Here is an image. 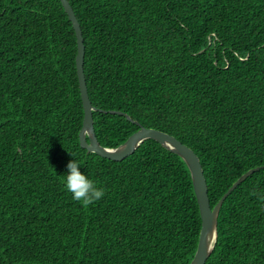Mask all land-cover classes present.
I'll return each instance as SVG.
<instances>
[{
  "label": "trees",
  "instance_id": "16d2710c",
  "mask_svg": "<svg viewBox=\"0 0 264 264\" xmlns=\"http://www.w3.org/2000/svg\"><path fill=\"white\" fill-rule=\"evenodd\" d=\"M68 1L103 147L140 129L116 112L176 137L212 208L264 166V0ZM76 57L60 0H0V264H190L202 220L187 164L154 140L120 162L83 149ZM72 159L100 200L66 191ZM258 193L264 168L224 202L206 264H264Z\"/></svg>",
  "mask_w": 264,
  "mask_h": 264
},
{
  "label": "water",
  "instance_id": "95a60500",
  "mask_svg": "<svg viewBox=\"0 0 264 264\" xmlns=\"http://www.w3.org/2000/svg\"><path fill=\"white\" fill-rule=\"evenodd\" d=\"M69 20L73 24V28L77 37V57L76 67L79 78L81 97L84 107L83 127L80 131L79 138L81 147L87 150L88 153L97 154L100 157L107 158L113 161H124L133 155L138 148L147 140L158 142L166 150L178 155L187 164L200 208L202 227L199 236L198 248L195 256L190 264H206L208 259L213 254L218 240V220L220 211L228 196L249 176L256 171L264 168V166L249 170L242 175L229 190L223 195L214 208L211 207L209 198L208 185L204 175L203 166L198 155L188 146L183 144L176 137L152 128L143 127L139 122L134 121L129 115L122 112H116L125 116L129 121L138 125L140 129L133 133L123 144L117 148L103 147L95 133L93 112L99 111L95 108L90 100L85 71V44L83 32L80 23L75 15V12L68 0H60ZM104 112V111H101ZM115 113V112H112Z\"/></svg>",
  "mask_w": 264,
  "mask_h": 264
},
{
  "label": "clouds",
  "instance_id": "9594fccd",
  "mask_svg": "<svg viewBox=\"0 0 264 264\" xmlns=\"http://www.w3.org/2000/svg\"><path fill=\"white\" fill-rule=\"evenodd\" d=\"M79 161L72 159L67 164V173L61 175L64 181V187L69 192L74 201L88 206L104 196L103 188H98L95 182L87 174L80 171ZM258 198L264 200V194H257Z\"/></svg>",
  "mask_w": 264,
  "mask_h": 264
}]
</instances>
